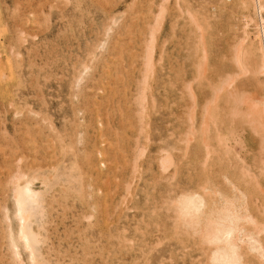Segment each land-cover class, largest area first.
<instances>
[{
    "label": "rangeland",
    "instance_id": "1",
    "mask_svg": "<svg viewBox=\"0 0 264 264\" xmlns=\"http://www.w3.org/2000/svg\"><path fill=\"white\" fill-rule=\"evenodd\" d=\"M90 1L83 0L86 3L84 5L82 0H71L74 4L70 0H0V63H4L3 67L0 65V70L3 69L0 79V264H15L12 263L13 258L8 246V221L5 219V213L9 211L11 215L13 211L11 181L12 176L19 170L31 175H37V172L41 171L38 172L40 176L37 175L39 178L35 180L37 182L34 181V187L45 191L46 209L41 234L46 237L42 248L44 251L46 247L48 254L44 253V256L51 255L44 258L49 260L50 264H89L92 259L90 264H211L208 260V247L199 242L197 236L189 235L190 232L176 222L174 210L171 212V201L169 204L168 201L173 200L175 195L178 196L182 191L201 194L203 188L208 185L219 187V190L221 186L222 191L227 192L229 186L225 184L224 179L227 177L235 183H240L243 190L248 191L246 194L248 193L252 213L259 220L264 219V176L257 180L259 185L255 180L248 184L243 183L232 155L223 160L217 141L211 134L210 141L214 140L208 142L210 148L213 145L215 147L210 149L211 155L208 156L201 135L202 106L211 98L213 88L219 80L226 73L235 71L233 53L235 46L243 38L246 17L252 15V10L250 7L245 8L241 0ZM96 5L97 8L99 6L98 10L94 8ZM161 5L167 9H164V15L155 31L152 68L144 82L146 44L150 31L155 27L158 18L156 14ZM187 10L198 14L196 22L202 27L203 35ZM248 26L246 30L251 32V39H254L253 25ZM72 28H75L74 31ZM9 57L10 63L6 61ZM8 64L10 67L14 66V70L7 69ZM200 65L203 68L202 74ZM9 70L12 74L8 73ZM202 76L206 80H203ZM217 76H221L220 79ZM79 77L82 79H78ZM67 80H71L70 87L67 86ZM237 83L238 89L246 97L262 95L261 87L252 77H240ZM191 84L192 86H189ZM189 89L192 92H189ZM141 91L145 98L143 108L139 105ZM192 93L195 95L194 100ZM192 109L195 111L192 117L194 123L192 119L190 121ZM219 112H216V116L220 115ZM244 128L240 134L245 152L242 149L241 155L250 163L252 157L258 153L259 137L248 127ZM223 130V133L227 131L225 127ZM188 133L193 137L190 145L187 143L189 141H186L189 138ZM213 148H216L217 152ZM164 150L170 153L172 162L175 163H172L174 165L166 172L160 168ZM68 160L72 161L73 165H65V161L69 163ZM227 160L228 162H225ZM74 165H77L76 168ZM61 167L60 172L69 171L67 174L72 171V167L80 171L76 172V179L82 177L76 183L80 182L81 185L78 186L82 191L74 189L78 188L77 184H73L75 178L73 183L72 180L71 183L65 181V185L61 179L52 183L55 180L54 171L60 173ZM47 171H51V176ZM75 171H72V174ZM43 172L46 177H50L43 176ZM43 179H48L53 186L45 190L44 185H41ZM59 180L61 181L56 184ZM70 185H73L72 191L65 190V193L63 189L65 186L70 189ZM60 186L63 192L59 190ZM168 195L170 199H167ZM171 196H174L173 199ZM54 197H57L56 200ZM168 208H171L170 212L167 211ZM168 213L171 219L168 218ZM75 221L79 226L73 223ZM44 231L45 235L42 233ZM110 240L114 242L110 243ZM113 244L118 250L114 249ZM156 246L158 247L155 248ZM152 248H155L154 251ZM62 249L66 250L65 253ZM110 250L111 252H108ZM66 252L70 256H67ZM56 256L58 259L55 261ZM163 256L166 260H163ZM249 256L247 258L255 263L256 260ZM23 258L24 263L29 264L25 256ZM121 259L125 261L122 262Z\"/></svg>",
    "mask_w": 264,
    "mask_h": 264
},
{
    "label": "bare ground",
    "instance_id": "2",
    "mask_svg": "<svg viewBox=\"0 0 264 264\" xmlns=\"http://www.w3.org/2000/svg\"><path fill=\"white\" fill-rule=\"evenodd\" d=\"M86 1V0H85ZM90 1V0H87ZM96 1V0H94ZM94 1H90L92 3H94ZM108 1V0H107ZM106 1V2H107ZM161 1V0H160ZM166 1V0H165ZM170 1V0H169ZM69 2V1H68ZM71 2V0H70ZM73 2V1H72ZM71 2V3H72ZM76 2V1H75ZM80 2V1H78ZM83 2V0H82ZM110 2V0H109ZM168 2V1H167ZM204 2V1H203ZM85 2H83L84 4ZM101 3V2H100ZM241 3L243 6L246 7H250L251 8V12L252 15L246 17L247 19V24L245 26L244 29V35L243 38L238 42V44L235 46V51L233 53V58H232V62H233V66H234V70L233 72H229L226 73L221 80H219L220 82L213 88V93L211 98H209V100L206 102V104L204 106H202V120H201V135H202V139H203V143L205 146V150L207 155L210 153V149L214 146L209 145V142H213V140L210 141L211 138H209V135H213L217 141L218 147H219V154L220 156L223 157V160H225L226 158H228L230 155H232L235 163L237 164V168L239 171V175L241 176V180L243 183L248 184L251 181L256 182L257 185H259V182L257 181L259 179L260 176H264V0H241ZM74 4V3H72ZM86 4V3H85ZM84 4V5H85ZM103 4V3H102ZM164 4V3H163ZM67 5V4H66ZM70 5V3H69ZM108 5V2H107ZM165 5V4H164ZM89 6V5H88ZM93 6V5H92ZM241 6V5H240ZM19 7V6H18ZM74 7V6H72ZM87 7V6H85ZM91 7V6H90ZM89 7V8H90ZM104 6H102V9L104 11ZM82 8V5H81ZM80 8V9H81ZM84 8V7H83ZM93 8V7H91ZM94 8H97L94 6ZM241 8V7H240ZM239 8V10H240ZM73 9V8H72ZM95 9V11H97ZM164 9H167L165 7H163L162 5L159 7V11L156 14V16H158L157 21L155 23V27L150 31L149 34V41L146 44V54H145V58H144V67H145V75H144V82L146 81V75L148 72H150L151 68H152V53H153V49H154V40H155V31L156 28L159 24V21L161 20L162 15H164ZM74 10V9H73ZM91 11V9H89ZM93 10V9H92ZM101 10V9H100ZM99 10V11H100ZM248 10V9H247ZM10 11V10H9ZM61 11V10H60ZM58 10V12H60ZM78 11V10H77ZM188 11V15L192 16L194 22L197 24V27L199 30H202V27L196 22L198 14H194L192 13V11L190 12V10ZM19 12V11H18ZM57 12V11H56ZM73 14V12H71ZM79 13V12H78ZM83 13V12H81ZM90 13V12H89ZM101 13V12H99ZM103 13V12H102ZM127 13V12H126ZM170 13V12H169ZM9 14V13H8ZM71 14V15H72ZM86 14V13H85ZM125 14V13H124ZM15 15V14H14ZM65 15V14H63ZM70 15V14H68ZM91 15V14H90ZM95 15V14H94ZM97 15V12H96ZM103 15V14H101ZM107 15V14H106ZM20 16V14H19ZM75 16V15H74ZM80 16V15H79ZM84 16V14H83ZM100 16V15H99ZM108 16V15H107ZM246 16V15H245ZM244 16V17H245ZM9 17V16H8ZM66 17V16H65ZM70 18V16H68ZM72 17V16H71ZM92 17V16H91ZM89 16V18H91ZM98 17V15H97ZM17 18V17H16ZM74 18V17H73ZM14 19V18H13ZM19 19V18H18ZM67 19V18H66ZM77 19V18H76ZM75 19V20H76ZM83 19V17H82ZM85 19V18H84ZM86 19L88 21V18L86 16ZM106 19V18H105ZM15 20V19H14ZM74 20V21H75ZM79 20V19H78ZM12 21V20H10ZM72 21V19H71ZM73 21V22H74ZM238 21V20H237ZM18 23V21H15ZM70 21H68L69 23ZM77 22V21H76ZM74 22V23H76ZM80 21H78L79 23ZM90 23V22H89ZM88 23V24H89ZM70 24V23H69ZM81 24V23H80ZM84 23L82 22V25ZM253 25V29H254V39H251V32L247 31L246 28L248 25ZM47 25V24H46ZM86 25V24H85ZM95 25V24H94ZM93 25V27H94ZM98 25V24H97ZM96 25V26H97ZM90 26V24H89ZM65 27V26H64ZM74 27V26H73ZM85 26L83 25V28ZM98 27V26H97ZM77 28V27H75ZM75 28H72L73 31ZM79 28V26H78ZM88 28V27H87ZM92 28V27H91ZM248 28H250L248 26ZM67 29V28H66ZM71 29V28H69ZM151 29V28H150ZM86 30V29H85ZM90 30V29H89ZM88 30V31H89ZM96 32V29H94ZM80 31V30H79ZM93 31V28H92ZM68 32V30L66 31ZM77 32V31H76ZM104 32V31H103ZM106 32V30H105ZM78 33V32H77ZM80 33V32H79ZM83 33V32H81ZM241 33V32H240ZM58 34V33H57ZM62 34V33H61ZM71 34V32H70ZM96 34V33H95ZM76 35V34H75ZM202 35H203V30H202ZM96 36V35H95ZM101 36V35H100ZM103 36V34H102ZM237 36V34H236ZM95 38V37H94ZM99 38V37H97ZM238 38V37H237ZM53 40V39H52ZM64 40V38H63ZM69 40V39H68ZM203 40V39H202ZM17 41V40H16ZM67 41V40H66ZM237 41V40H235ZM14 42V41H13ZM55 42V41H54ZM63 43V42H62ZM69 45V44H68ZM49 46V45H48ZM59 46V45H58ZM64 47V46H63ZM61 48V47H60ZM234 48V47H233ZM15 49V48H13ZM80 49V48H79ZM88 49V48H87ZM63 50V49H62ZM84 50V49H83ZM90 50V49H89ZM227 50V49H226ZM13 51V50H12ZM86 51V50H85ZM89 52V51H88ZM92 52V51H91ZM63 53V52H62ZM231 53V52H230ZM20 54V53H19ZM64 54V53H63ZM90 54V53H89ZM154 54V53H153ZM13 55V53H12ZM45 55V54H44ZM69 55V54H68ZM223 55V54H222ZM226 55V54H225ZM229 55V54H228ZM61 56V55H60ZM206 56V54H205ZM17 57V56H16ZM67 57V56H66ZM75 57V55H74ZM94 57V56H93ZM97 57V56H96ZM9 60H6L8 63H10V57L8 58ZM59 59V58H58ZM63 59V57H62ZM207 59V58H206ZM231 59V58H230ZM66 60V59H65ZM99 60V59H98ZM13 61V59H12ZM19 61V60H18ZM33 61V60H32ZM62 61V60H61ZM83 61V60H82ZM226 61V60H225ZM24 62V61H23ZM203 62V60H202ZM207 62V61H206ZM32 63V62H31ZM225 63V62H224ZM4 64V63H3ZM3 64L0 63L1 67H3ZM6 64V63H5ZM14 64V63H13ZM19 64V63H17ZM75 64V63H74ZM22 65V64H21ZM34 65V64H33ZM55 65V64H54ZM78 65V64H77ZM202 65V64H201ZM200 65V74L201 70H203L202 66ZM223 65V64H222ZM6 66V65H5ZM11 65H7L6 67H8L7 69L12 68V70H14V66L10 67ZM20 66V65H19ZM35 66V65H34ZM205 66H207L205 64ZM224 66V65H223ZM0 67V69H1ZM5 67V68H6ZM17 67V66H16ZM32 68V67H31ZM60 68V67H59ZM63 68V67H62ZM202 68V69H201ZM229 68V67H228ZM17 69V68H16ZM64 69V68H63ZM230 69V68H229ZM62 70V69H61ZM77 70V69H76ZM87 70V69H86ZM89 70V69H88ZM206 70V68H205ZM228 70V69H227ZM231 70V69H230ZM3 71L0 70V79H1V72ZM11 70H9L8 73H10ZM154 71V66H153V70ZM20 72V71H19ZM33 72V71H32ZM7 73V70H6ZM4 74V73H3ZM12 74V73H10ZM9 74V76H10ZM80 74V73H79ZM206 74V73H205ZM204 74V75H205ZM19 75V74H18ZM149 75V74H148ZM6 76V75H5ZM4 76V77H5ZM21 76V75H20ZM50 76V75H49ZM56 76V75H55ZM64 76V75H63ZM79 76V75H78ZM84 76V75H83ZM82 76V77H83ZM252 77L255 82H257L259 84V86L261 87L262 90V95L258 96L256 94L253 95V98L248 96H244L245 94L243 92H241L238 87H237V81L240 77ZM8 77V76H7ZM54 77V76H53ZM52 77V78H53ZM62 77V76H61ZM74 77V76H73ZM203 77V76H202ZM218 77V76H217ZM221 77V76H220ZM220 77H218L220 79ZM3 78V77H2ZM15 78V77H14ZM21 78V77H20ZM72 78V77H71ZM150 78V76H149ZM205 77H203L204 80ZM46 79V78H45ZM78 79H82L81 77H79ZM25 80V79H24ZM54 80V79H53ZM58 80V79H57ZM73 80V79H72ZM206 80V78H205ZM242 80V79H241ZM252 80V79H251ZM1 81V80H0ZM5 81V80H4ZM8 81V79H7ZM7 81H5L6 83H8ZM71 81V80H70ZM70 81L67 80V83L69 84ZM76 81V79H75ZM80 81V80H79ZM139 81V80H138ZM66 82V81H65ZM147 82H148V78H147ZM203 82V81H202ZM215 82V81H214ZM253 82V80H252ZM251 82V83H252ZM39 83V82H38ZM80 84L82 83L81 81L79 82ZM77 84V86H79L80 84ZM244 83V82H243ZM23 84V83H22ZM67 86L70 87L71 84H69ZM140 84V82H139ZM150 84V83H149ZM21 85V84H20ZM64 85H66L64 83ZM74 85V84H73ZM148 85V83H147ZM254 85V84H252ZM256 85V84H255ZM22 86V85H21ZM150 86V85H149ZM189 86H192L189 85ZM203 86V85H202ZM214 86V85H213ZM212 87V85H211ZM19 88V87H18ZM21 88V87H20ZM58 88V87H57ZM64 88V87H63ZM67 88V87H65ZM74 88V87H73ZM147 87H145L146 89ZM191 88V87H189ZM71 89V88H70ZM247 89V88H246ZM258 89V87H257ZM148 90V89H147ZM248 90V89H247ZM66 91V90H65ZM72 91V90H71ZM192 92L191 89H189V92ZM249 91V90H248ZM148 92V91H146ZM56 93V92H55ZM65 93V92H64ZM68 94V92H66ZM252 93V92H251ZM18 94V93H17ZM191 94V93H190ZM194 93H192V97L194 100L195 95H193ZM248 94V93H247ZM65 95V94H64ZM72 96V95H71ZM77 96V95H76ZM256 96V97H254ZM14 97V96H13ZM64 97V96H63ZM66 97V96H65ZM147 97V95H146ZM69 98V96H68ZM12 99V98H11ZM71 99V97H70ZM144 93L143 91H141V94L139 95V100L140 103L139 105L142 106L143 105V101H144ZM67 100V98L65 99ZM147 101V99H146ZM196 101V98H195ZM249 101H251L249 103ZM135 102V101H134ZM63 103L65 104V101H63ZM138 104V103H137ZM146 104V103H145ZM195 104V103H194ZM72 105V104H71ZM145 106V105H144ZM196 106V105H195ZM66 107V105H65ZM64 107V108H65ZM143 108V106L141 107ZM196 108V107H194ZM193 108V109H194ZM191 110V117H190V121L192 119V121L194 120L192 117L195 115V109ZM218 109V110H217ZM62 110V109H61ZM220 110V112H219ZM60 111V110H59ZM146 111V110H145ZM194 111V112H193ZM41 112V111H40ZM64 112V111H63ZM216 112H219L220 115L216 116ZM59 113V112H58ZM189 113V112H188ZM34 114V113H33ZM60 114V113H59ZM63 114V113H62ZM194 114V115H193ZM218 114V113H217ZM49 115V114H47ZM41 116V113H40ZM70 116V115H69ZM68 116V117H69ZM36 117V116H35ZM39 118V117H38ZM70 119V118H69ZM188 119V118H187ZM44 121V120H43ZM194 123V121H193ZM192 123V124H193ZM52 124V123H51ZM65 124V123H64ZM66 125V124H65ZM244 126L248 127L251 132L253 134H255L257 137H259V148H258V153L257 155L253 156L251 155L252 162L250 161V163H248L246 161V159L241 155V151L243 149V151L245 150L242 146L243 140H242V136L240 134V132L243 130ZM64 127V126H62ZM223 127L226 128V132L223 133ZM245 127V128H246ZM28 128V127H27ZM32 128V127H30ZM29 128V129H30ZM53 128V127H52ZM244 128V129H245ZM37 129V128H36ZM31 130V129H30ZM64 130V129H61ZM193 130V129H192ZM195 133H196V129ZM199 130V129H198ZM197 130V132H198ZM20 131V130H19ZM40 131H42L40 129ZM58 132V131H57ZM248 132V131H247ZM8 133V132H7ZM22 133V132H21ZM30 133V132H29ZM194 133V132H193ZM243 133V132H242ZM40 134V133H39ZM42 134V133H41ZM61 135V133H59ZM189 134V133H188ZM199 135V133H196ZM245 134V132H244ZM13 135V134H12ZM11 135V136H12ZM192 135V134H191ZM198 135H196L198 137ZM9 136V137H11ZM17 136V134H16ZM63 136V135H62ZM189 138L186 141L189 145H190V141L193 142V140L190 137V134L188 135ZM246 136V135H245ZM7 137V135H6ZM28 137H30L28 135ZM212 137V136H210ZM59 138V137H58ZM193 138V137H192ZM196 138V137H195ZM8 139V138H7ZM33 139V138H32ZM31 139V140H32ZM185 139V137H184ZM252 139V138H251ZM256 139V138H255ZM35 140V139H33ZM8 141V140H6ZM10 141V140H9ZM14 141V140H13ZM16 141V140H15ZM65 141V140H63ZM183 141V140H182ZM201 141V139H200ZM209 141V142H208ZM247 141V140H246ZM257 141V140H256ZM31 142V141H30ZM254 142V141H253ZM245 143V142H244ZM15 144V143H14ZM30 144V143H29ZM36 144V143H35ZM61 144V143H60ZM28 145V144H27ZM43 145V144H42ZM54 145V144H53ZM188 145V146H189ZM31 146V145H30ZM34 146V145H33ZM37 146V145H36ZM35 146V147H36ZM187 146V147H188ZM246 146L248 147V145L246 144ZM1 147V146H0ZM27 147V146H26ZM34 147V148H35ZM40 147V146H39ZM49 147V146H48ZM215 147V146H214ZM217 147V148H218ZM251 147V146H250ZM10 148V147H9ZM141 148V147H140ZM38 149V148H37ZM42 149V148H41ZM214 150L216 148H213ZM212 149V150H213ZM254 149V148H253ZM12 150V149H11ZM35 150V149H34ZM188 150V149H187ZM213 150V151H214ZM217 150V149H216ZM215 150V152H217ZM248 150V149H247ZM252 150V149H251ZM62 152V151H61ZM66 152V151H65ZM74 152V151H72ZM245 152V151H244ZM251 152V151H250ZM249 152V153H250ZM63 153V152H62ZM68 154V152H67ZM71 154V153H70ZM211 154H209L208 156H210ZM214 155V152H213ZM207 156V160L209 159ZM216 156V154H215ZM219 157V156H218ZM231 157V156H230ZM68 158V156H67ZM136 158V156H135ZM225 158V159H224ZM250 158V157H249ZM44 159V158H43ZM75 159V156H74ZM211 159V157H210ZM231 159V158H230ZM251 159V158H250ZM206 160V162H207ZM214 160V159H213ZM222 160V161H223ZM63 161V160H62ZM69 163H67L65 161V165L66 164H71L72 161L68 160ZM212 161V160H211ZM221 161V160H220ZM233 161V160H232ZM22 162V160H21ZM76 162V161H75ZM214 162V161H213ZM225 162H228L225 161ZM230 162V161H229ZM20 163V162H19ZM60 163V162H59ZM174 163V161L172 162V156L170 155V153L167 150L163 151V157L162 159H160V168L163 171H167ZM210 163V160H209ZM224 163V162H223ZM231 163V162H230ZM229 163V165H231ZM64 163L62 162L61 165H63ZM76 164V163H74ZM207 164V163H206ZM20 165V164H19ZM73 165V164H71ZM223 165V164H222ZM60 166V165H59ZM75 166V165H74ZM77 166V165H76ZM76 166L74 168H76ZM206 166V165H205ZM12 167V166H11ZM71 167V166H70ZM236 167V166H234ZM59 168V167H58ZM65 168V167H64ZM72 167V171H75L76 169H74ZM78 168V167H77ZM208 168V167H207ZM207 168H205L207 170ZM216 168V167H215ZM233 169V167H231ZM20 169V167H19ZM69 170V168H67ZM136 169V168H135ZM55 170H57V167H55ZM61 169H59V172ZM70 171L69 174H67L69 171H66V173H64L65 171H61L60 173H57L58 171H54L55 174H53V177L55 180L52 179V177L50 179L53 180L52 183H55L54 181L61 179L62 182L64 181V185L68 183H73V179L75 178V183H73L74 185H76L77 180L79 181V179H81L79 176V179L76 175V172L78 173L79 170H76L75 172ZM237 171V172H238ZM34 172V171H33ZM37 172V171H36ZM41 172V171H38ZM37 172V175L40 176V174ZM48 172V171H47ZM46 172V173H47ZM80 172V171H79ZM233 172V171H231ZM32 173V172H31ZM35 173V172H34ZM45 173V174H46ZM50 172H48V174H50ZM53 173V172H52ZM36 174V173H35ZM31 175V174H27L25 172L17 171L16 174L14 176H12V192H11V198H12V213L11 215H9V211H6L5 213V219L8 221V230H7V234H8V242H9V249L11 252V256L13 258V262L15 264H25L24 263V258L23 256H25L26 261L29 264H50L51 262H49V260H45L47 257L44 256V253H47L45 248L43 251L42 245H44L46 242L44 238V236L41 234V229L43 228L42 226V219L45 216V209L46 207L44 206V196H45V191L38 190L34 187V183L37 182L35 180H37L39 177H37V175ZM76 176H75V175ZM80 174V173H79ZM206 174V171H205ZM204 174V175H205ZM211 174V173H210ZM235 174V173H234ZM44 175V172L42 174ZM47 175V174H46ZM75 177H74V176ZM192 175V174H191ZM219 175V174H218ZM238 175V176H239ZM51 176V174H50ZM49 176V177H50ZM229 176V175H228ZM235 176V175H234ZM46 177V176H45ZM48 177V176H47ZM46 177V178H47ZM48 177V178H49ZM215 177V176H214ZM223 177V176H222ZM208 178V177H207ZM235 178V177H234ZM84 179V178H83ZM225 179V184H227L228 187V191L224 192L222 191V187L220 186L221 190H219V187H211V186H206L203 188V191L200 193L194 192V191H185L182 193L180 192V194L178 196L175 195V198L173 199V197L171 196V198L173 200H169L168 204L171 201V206L172 207V211L174 210L175 212V217L176 218V222L181 225L185 230H187L188 232H190L189 235H195V237L197 236L199 239V242L203 243V245L208 247V251H209V255H208V260L209 263L211 264H264V219L261 218L260 220L258 219L257 216H254V214L252 213L251 209H250V201L248 198V193L246 194V190H243V187L241 186L240 183H235L233 181H231L230 179H228L227 177L224 178ZM262 179V178H260ZM61 180L57 181L56 184H58V182H60ZM72 180V181H71ZM216 180V179H215ZM35 181V182H34ZM67 181V182H65ZM71 181V182H70ZM183 181V180H182ZM219 181V180H218ZM195 182V181H194ZM206 182V181H205ZM208 182H209V178H208ZM41 183V182H40ZM44 183V184H43ZM43 183L41 184L42 186L44 185L45 190L50 189V186L52 185V183L48 180V179H43ZM82 183V182H81ZM180 183V182H179ZM192 183V182H191ZM10 184V182H9ZM80 184V182H79ZM77 184V186L79 185ZM183 184V183H182ZM210 184V183H208ZM214 184V183H213ZM252 184V183H251ZM250 184V185H251ZM63 185V188H64ZM81 185V184H80ZM84 185V184H83ZM192 185V184H191ZM207 185V183H206ZM211 185V184H210ZM215 185V184H214ZM2 186V185H1ZM53 186V185H52ZM57 186V185H54ZM67 186V185H66ZM63 189L64 191H68L71 190L72 186L70 187V189L66 188ZM179 186V185H178ZM190 186V184L188 185ZM225 186V185H224ZM41 187V186H40ZM43 187V188H44ZM76 187V186H74ZM181 187H185V186H181ZM203 187V186H202ZM260 187V186H259ZM52 188V187H51ZM55 188V187H54ZM52 188V189H54ZM248 188V186H247ZM40 189V188H39ZM76 190L79 189L78 188H74ZM81 189V188H80ZM79 189V190H80ZM83 189V188H82ZM131 189V188H130ZM180 189V188H179ZM183 189V188H181ZM188 189V188H187ZM261 189V188H260ZM264 189V187H263ZM58 190V189H57ZM61 191V186L60 189ZM76 190H73L76 191ZM128 190V189H127ZM169 190V189H168ZM251 190V189H250ZM249 190V192H250ZM51 192V190H49ZM47 191V192H49ZM65 191V193H67ZM72 191V190H71ZM82 191V190H80ZM167 191V189H166ZM46 192V193H47ZM57 195V191H55ZM63 192V191H61ZM77 192V191H76ZM75 192V194H76ZM264 192V191H263ZM69 193V192H68ZM81 193V192H79ZM78 193V195H80ZM173 193V191H172ZM176 193V191H175ZM174 193V194H175ZM252 193V192H251ZM49 195V193H47ZM46 194V195H47ZM168 194L170 195V193L168 192ZM68 195V194H67ZM85 195V194H84ZM168 195L167 199H170ZM172 195V194H171ZM252 195V194H251ZM58 196V195H57ZM62 196V195H61ZM65 195H63L64 197ZM82 196V193H81ZM80 196V197H81ZM252 197V196H251ZM55 200L57 197H54ZM59 198V197H58ZM257 198V197H256ZM50 198H48L49 200ZM164 199V197H163ZM46 200V199H45ZM65 200V198L63 199ZM255 200V199H254ZM62 201V200H60ZM66 201V200H65ZM167 201V200H166ZM165 201V202H166ZM258 201V200H257ZM49 202V201H47ZM52 202V201H51ZM55 203V201H53ZM52 202V203H53ZM58 202V200H57ZM63 202V201H62ZM61 202V203H62ZM136 202V201H135ZM253 202V201H252ZM60 203V202H59ZM255 204V203H254ZM259 204V203H258ZM64 205V204H63ZM263 205V203H262ZM51 206V205H50ZM56 206V204H55ZM166 206V205H165ZM169 206V205H168ZM57 207V206H56ZM62 207V206H61ZM167 207V206H166ZM53 208V207H52ZM68 208V207H67ZM145 208V206H144ZM147 208V207H146ZM164 208V207H163ZM259 208V207H258ZM49 209V208H48ZM55 209V208H54ZM59 209V208H58ZM63 209V208H62ZM166 209V208H165ZM7 210V209H6ZM171 210V208L167 211ZM57 211V210H55ZM63 211V210H62ZM65 211V209H64ZM76 211V210H75ZM154 211V210H153ZM156 211V210H155ZM11 212V211H10ZM49 212V211H48ZM170 212V211H169ZM263 215H264V208L262 211ZM58 213V212H57ZM148 213V212H146ZM47 214V212H46ZM54 214V213H53ZM63 214V213H62ZM65 214V212H64ZM68 214V213H67ZM81 214V213H80ZM106 214V213H105ZM145 214V213H144ZM162 214V213H161ZM166 214V213H165ZM154 215V214H153ZM169 213H168V218H169ZM50 216L52 217V214L50 213ZM56 216V215H53ZM156 216V215H155ZM166 216V217H167ZM172 216V213H171ZM65 217V216H64ZM157 217V216H156ZM47 218V217H46ZM54 218V217H53ZM58 218V217H57ZM80 218V217H79ZM59 219V218H58ZM106 219V218H105ZM167 219V218H166ZM171 219V217L169 218ZM173 219V216H172ZM2 220V219H1ZM46 220V219H45ZM48 220V219H47ZM55 220V219H54ZM63 220V218H62ZM61 220V221H62ZM163 220H164V215H163ZM3 221V220H2ZM60 221V220H59ZM60 221V222H61ZM65 221V220H64ZM150 221V219H149ZM169 221V220H168ZM1 222V221H0ZM12 222L14 225H12ZM155 222V221H154ZM161 222V221H160ZM166 222V221H165ZM172 222V221H171ZM174 222V220H173ZM172 222V223H173ZM48 223V222H47ZM51 223V221H50ZM75 224L78 225V223L73 222ZM164 223V221H163ZM161 223V225L163 224ZM167 223V222H166ZM80 224V223H79ZM141 224V223H140ZM169 224V222H168ZM176 224V223H175ZM45 225V224H44ZM53 225V224H52ZM65 225V224H64ZM160 225V223L158 224V226ZM46 226V225H45ZM44 226V227H45ZM59 226V225H58ZM66 226V225H65ZM69 226V225H68ZM75 226V225H74ZM79 226V225H78ZM94 225H92L93 227ZM171 226V225H170ZM48 227V226H47ZM50 227V226H49ZM48 227V228H49ZM57 227V226H56ZM61 227V226H60ZM90 227V226H89ZM112 227V226H111ZM5 228V227H4ZM52 228V227H51ZM55 228V226H54ZM53 228V229H54ZM58 228V227H57ZM78 228V227H77ZM76 228V229H77ZM102 228V227H101ZM100 228V229H101ZM140 228V227H139ZM164 228V227H163ZM177 228V227H176ZM181 228V227H180ZM179 228V229H180ZM75 229V230H76ZM84 229V228H83ZM82 229V230H83ZM88 229V228H87ZM90 229V228H89ZM94 229V228H93ZM108 229V228H107ZM116 229H118L116 227ZM115 229V230H116ZM169 229V228H168ZM5 230V229H4ZM47 230V229H46ZM68 230V229H67ZM74 230V229H72ZM104 230V229H103ZM167 230V228H166ZM6 231V230H5ZM53 231V230H52ZM56 231V230H55ZM60 231V230H59ZM100 231V230H99ZM110 231V229H109ZM182 231V230H181ZM180 231V232H181ZM63 232V231H62ZM64 232H66V230H64ZM70 232V231H69ZM79 232V229H78ZM87 232V231H86ZM98 232V231H97ZM113 232V230H112ZM116 232V231H115ZM122 232V231H119ZM45 235V231L42 232ZM48 233V232H47ZM50 233V232H49ZM48 233V234H49ZM58 233V232H57ZM99 233V232H98ZM105 233V230L104 232ZM51 234V233H50ZM59 234V233H58ZM67 234V232L65 233ZM86 234V233H85ZM100 234V233H99ZM113 234V233H111ZM117 234V233H116ZM115 234V235H116ZM137 234V233H136ZM165 234V233H164ZM183 234L182 232L180 233V235ZM185 234V233H184ZM68 235V234H67ZM72 235V234H70ZM93 235V234H92ZM120 235V234H119ZM179 235V236H180ZM87 236V235H86ZM95 236V234L93 235ZM102 236V235H101ZM117 236V235H116ZM182 236V235H181ZM49 237V236H48ZM52 237V236H51ZM50 237V238H51ZM56 237V236H53ZM59 237V236H58ZM80 237V236H79ZM111 237V235H110ZM124 237V236H123ZM185 237V236H184ZM191 237V236H190ZM194 237V239H195ZM60 238V237H59ZM90 238V237H89ZM98 238V237H97ZM101 238V237H100ZM114 238V237H113ZM122 238V237H121ZM125 238V237H124ZM167 238V237H166ZM180 238V237H179ZM91 239V238H90ZM94 239V238H93ZM99 239V238H98ZM51 240V239H50ZM92 240V239H91ZM112 240V239H111ZM110 240V243L112 242ZM114 240V239H113ZM127 240V239H126ZM181 240V239H180ZM58 241V240H57ZM89 241V240H88ZM99 241V240H98ZM105 241V240H104ZM116 241V240H115ZM118 241V239H117ZM123 241V240H122ZM160 241V240H159ZM191 241V240H190ZM194 241V240H193ZM50 242V241H48ZM52 242H54L52 240ZM61 242V241H60ZM59 242V243H60ZM101 242V240H100ZM103 242V241H102ZM114 242V241H113ZM112 242V243H113ZM143 242V241H142ZM196 242V241H195ZM44 243V244H43ZM93 243V242H92ZM95 243V242H94ZM98 243V242H97ZM119 243V242H118ZM123 243V242H122ZM127 243V242H126ZM164 243V242H163ZM161 243V244H163ZM47 244V243H46ZM68 244V243H67ZM99 244V243H98ZM101 244V243H100ZM104 244V242H103ZM108 244V243H106ZM116 244V243H115ZM113 244V246L115 245ZM139 244V243H138ZM160 244V245H161ZM54 245V244H53ZM72 245V244H71ZM77 245V244H76ZM93 245V244H92ZM128 245V244H127ZM158 245V244H156ZM185 245V244H184ZM195 245V244H194ZM202 245V244H201ZM49 246V245H48ZM70 246V245H69ZM80 246V244H79ZM86 246V245H85ZM96 246V245H95ZM104 246V245H103ZM102 246V247H103ZM141 246V244H140ZM183 246V245H182ZM51 247V246H50ZM60 247V245H58V248ZM63 247V246H62ZM81 247V246H80ZM112 247V245H111ZM110 247V248H111ZM122 247V244H121ZM158 246H156L155 248H157ZM160 247V246H159ZM184 247V246H183ZM53 248V247H52ZM56 248V247H55ZM69 248V247H68ZM73 246L70 248L72 249ZM109 248V249H110ZM120 248V247H119ZM154 248V249H155ZM48 249V248H47ZM66 249V246H65ZM75 249V248H74ZM97 249V248H96ZM99 249H101L99 247ZM108 249V248H107ZM115 249V246H114ZM117 249V248H116ZM115 249V250H116ZM127 249V248H126ZM143 249V248H142ZM153 249V248H152ZM151 249V250H152ZM153 249V251H154ZM50 250V249H49ZM56 250V249H55ZM60 250V248H59ZM63 250V249H62ZM118 250V249H117ZM128 250V249H127ZM126 250V251H127ZM64 251V250H63ZM66 251V250H65ZM64 251V253H65ZM68 251V250H67ZM71 251V250H70ZM96 251V250H95ZM107 251V250H106ZM129 251V250H128ZM138 251V249H137ZM143 251V250H142ZM161 251V250H160ZM159 251V252H160ZM52 252H54V249L52 250ZM57 252V251H56ZM62 252V251H61ZM72 252V251H71ZM91 252V250H90ZM103 252V250H102ZM108 252H111L108 251ZM115 252V251H114ZM122 252V251H121ZM146 252V251H144ZM143 252V253H144ZM151 252V251H150ZM157 252V251H156ZM163 252V251H162ZM171 252V251H170ZM204 252V251H203ZM78 253V252H77ZM87 253V252H86ZM92 253V252H91ZM106 253V252H105ZM158 253V252H157ZM48 254V253H47ZM57 254V253H56ZM67 254V252H66ZM85 254V253H83ZM89 254V253H88ZM163 254V253H162ZM203 254V253H202ZM61 255V254H60ZM59 257H61L62 255H64L62 253V255ZM73 255V254H72ZM127 255V254H126ZM134 255V254H133ZM137 255V254H136ZM147 255V254H146ZM164 255V254H163ZM250 255L249 257L254 258L256 260V262L254 263L253 261H251L249 258H247V256ZM51 256V255H50ZM48 256V257H50ZM67 256H70V254ZM83 256V255H81ZM88 256V255H87ZM93 256V255H92ZM95 256V255H94ZM113 256V254H112ZM111 256V257H112ZM152 256V255H151ZM162 256V255H161ZM207 256V255H206ZM47 257V258H48ZM76 257V256H75ZM105 257V254L103 256V258ZM114 257V256H113ZM136 257V256H135ZM140 257V256H139ZM144 257V256H143ZM164 257V256H163ZM162 257V258H163ZM91 258V257H90ZM97 258V257H96ZM99 258V257H98ZM102 258V259H103ZM115 258V257H114ZM119 258V256H118ZM151 258V257H150ZM160 258V257H159ZM161 258V259H162ZM205 258V257H203ZM202 258V259H203ZM50 259V258H49ZM58 259L57 256L54 258ZM64 259L65 256H64ZM73 259V257H72ZM84 259V258H83ZM89 259V258H88ZM126 259V258H125ZM52 260V259H51ZM76 260V259H75ZM93 260V259H92ZM91 260V261H92ZM113 260V259H111ZM110 260V261H111ZM118 260V259H117ZM124 260V259H123ZM123 260L121 259V261L123 262ZM148 260V259H147ZM156 261V259H154ZM163 260H166L165 257L163 258ZM162 260V262H163ZM204 260V259H203ZM207 260V259H206ZM207 260V261H208ZM56 261V260H55ZM54 261V262H55ZM58 261V260H57ZM65 261V260H64ZM63 261V263H64ZM70 261V260H69ZM73 262V260H71ZM77 261V260H76ZM82 261V260H81ZM90 261V263H91ZM120 261V260H119ZM125 261V260H124ZM132 261V259H131ZM161 261V260H160ZM53 262V263H54ZM61 262V261H60ZM87 262V261H86ZM107 262V261H106ZM105 262V263H106ZM116 262V261H115ZM139 262V260L137 261ZM159 262V259H158ZM157 262V263H158ZM57 263V262H56ZM54 263V264H56ZM69 263V262H67ZM66 263V264H67ZM76 263V262H75ZM79 263V262H77ZM89 263V264H90ZM120 263V262H119ZM131 263V262H130ZM141 263V261H140ZM10 264V263H9ZM61 264V263H60ZM84 264V263H83ZM96 264V263H94ZM98 264V262H97ZM108 264V263H107ZM122 264V263H121ZM144 264V263H143ZM159 264V263H158ZM163 264V263H162ZM186 264V263H185Z\"/></svg>",
    "mask_w": 264,
    "mask_h": 264
}]
</instances>
